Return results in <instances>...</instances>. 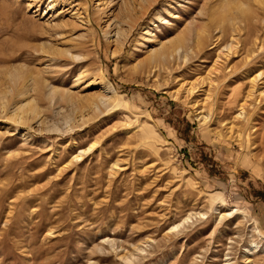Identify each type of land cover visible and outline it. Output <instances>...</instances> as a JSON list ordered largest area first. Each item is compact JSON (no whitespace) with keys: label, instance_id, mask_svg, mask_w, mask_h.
Returning <instances> with one entry per match:
<instances>
[{"label":"rangeland","instance_id":"1","mask_svg":"<svg viewBox=\"0 0 264 264\" xmlns=\"http://www.w3.org/2000/svg\"><path fill=\"white\" fill-rule=\"evenodd\" d=\"M51 1L0 0V264H264V99L246 105L249 122L235 118L250 84L243 58L264 39V0H230L225 10L221 0L206 10L207 0H107L112 10L99 15L97 0L52 10ZM241 8L254 20L238 54L218 59L235 33L217 41L208 19ZM193 20L208 23L203 50L151 73L149 50ZM147 25L157 42L143 35ZM117 30L127 39L113 54ZM248 63L250 73L264 70V49ZM99 75L118 96L107 105ZM182 82L198 86L190 101L172 96ZM29 86L40 126L14 120ZM206 96L203 123L194 101ZM190 211L208 217L168 232Z\"/></svg>","mask_w":264,"mask_h":264},{"label":"bare ground","instance_id":"2","mask_svg":"<svg viewBox=\"0 0 264 264\" xmlns=\"http://www.w3.org/2000/svg\"><path fill=\"white\" fill-rule=\"evenodd\" d=\"M58 1H60V0H52L51 1V3H50V9L51 10L55 8V5H58V3H57ZM144 1H146V3H147L148 1H151V0H144ZM208 1H210V0H207V2H205L203 4V9L201 8V10H206L207 9L206 7H207V4H208ZM212 1H219V0H212ZM229 3H230V0H221L219 4L218 3L215 4V7L217 9V6H218L219 9L221 7L222 9L225 10V8L227 7V5ZM109 4H111V3L109 2ZM241 4H243V3H241ZM109 7H111V5L110 6L108 5V1L107 0H97L96 4L94 5L93 10L97 11L96 14H98V12H102V13L106 12V13H108V11H106V10H112ZM216 9H214V10H216ZM239 10H241L242 13H243V14L240 13L241 14L240 16H237L238 14H236V16L232 15L233 14L232 13L231 15H228V16L227 15H223V17H221V16H218L219 14H217V12H216L217 15L212 14L210 19H208V20H210V23L211 22L212 23H217L218 24L217 28L219 30L218 32H222V34L219 35L216 38L217 41L222 39V37H223L222 35L228 29H231V31L233 33H235L234 35L231 36L232 39H230L229 43H227L226 45L223 46V48H221L220 53L218 55V59L221 56L222 57L224 56L225 58L229 59L230 57L238 54V52L240 51L242 42H244V40L241 41L242 35H243V33H245L246 31L249 30V27L251 25L250 22L254 20V16H251V17L246 16L247 15V11H248L247 9H246L247 11L244 10L243 8H241ZM251 12H253V11H251ZM220 13H221V11H220ZM197 14H201L202 15V12L201 13H197ZM80 19L82 20L81 16H79V20ZM82 22H84V21L82 20ZM86 23H90V21L86 20ZM207 25H208V23H201L200 24L198 21L195 20L194 22H191L190 24L188 23V26H186L185 30L184 31L182 30L181 34L179 36H176L175 39L172 38L173 40H171V41L168 40L166 42L161 41L159 47H152L149 50V54H148V57L146 59V62L149 64V67L151 66V69H152L151 73L157 72L160 69H164L165 68L164 66H166L165 64H167V66L168 65H173V66L176 65L178 67L179 66V61L187 63L190 60L191 55L197 54L198 49L201 51V48H200L201 45H202V50H203V45H205V43H207V41L209 40V34L206 32ZM91 27H92V25H91ZM145 29L146 30L144 31L143 35H146V36L149 35V37L147 38L149 41L157 42V40H156L157 38L155 39L154 38L155 35L149 30L150 27L147 25V27ZM194 31H195V33H194L195 37L193 38V36H192L193 34L192 33ZM124 34L121 33L119 30H117L115 32L116 40H114V41L117 43V45H115L116 48L113 51V54H115L119 49L121 51L122 46L124 45V42L127 39L126 38L127 36L124 35ZM146 36H145V38H146ZM191 37H192V41H193L192 43H190ZM210 37H212V36L210 35ZM259 39L258 40L255 39L256 41H254V45H255L254 49L250 50V52L248 54H246L244 56V58H243L244 68H245L244 71L246 72V70H249L245 74L248 75L247 78H249V83L250 84H249L248 90L246 91V94L243 97L244 100H243V102L241 104L240 112L235 117V118H237V120H240V121L247 118L246 113L248 111L245 112V107H247L246 105L254 106L257 102L261 103V101L264 99V80H263V78H264V70H262V68H261L259 70L257 69V71H255V72H251L250 73L251 69H247L245 67L246 65L248 66V64H250V63H248L249 61L251 62V60H253L254 58L258 57L259 54L263 51V49H264V39H261V40H259ZM157 45H159V44H157ZM218 59L216 60L215 64H217V63L219 64ZM218 64H217V67H218ZM167 66H166V68H168ZM217 67H216V69H217L216 73H217V75H219L221 73V70H220L221 67H220V65H219L218 68ZM226 68H227V66H226ZM234 68H236V67H234ZM12 73H13L12 77H13L14 83L18 84L20 82V80H21L20 74H18V71L16 73H14V72H12ZM219 78H220V76H216V79H211L210 78V80H211L210 84L211 85H210V88L208 89V91H206V95H207V92H211V90L213 88H215V86L219 85V83H218L219 81L217 82V79H219ZM100 84H101V89H100L101 93L99 95V99H101L100 100V104L107 105L109 103L114 102L116 100L117 93H116V90L113 88V86H111L109 83H107L103 76H100ZM35 90H38V89L37 88L35 89L34 86L21 87L20 88L19 98H20L21 104H20L19 107L16 108V111L14 112V117L16 118L14 120L15 121L18 120V123L28 124V122L29 123L30 122H34V123H38L39 126L45 123V122L42 123V121L39 122V120H40L39 118H40V114H41V107L37 104V101H36L38 96H36V97H30L29 96V93H32ZM198 90L199 89H198V86H197L196 83L182 82V83H179V86L174 91H172V96H173L174 100L190 101L196 95ZM55 92H56V89L54 87H52L50 89V91H49V94L47 95V93H46V95H47L46 98H48V96H49V99L52 100V104H50L51 106H53V104L55 103V101H53L55 99L54 98ZM69 94H71V93H69ZM69 94L67 96H69ZM69 97H71V95ZM2 100H3V98H2ZM209 100L210 99H208V97L206 96L203 100H199L198 99V100L194 101V105L199 106V108L201 109L200 112H199V114H200L199 116H200L201 120H203V123H206L208 120H210V114L207 111V105L209 103L208 102ZM206 103H207V105H206ZM96 107H98L97 104H96ZM108 107H109V105H108ZM96 112H99V111H96ZM249 117H248V119H246V121H248V122L250 121ZM235 125H238V124L235 123ZM227 129L229 131H231V132H236V130L234 131L235 128H234L233 125H231ZM43 130H45V129H43ZM241 130L242 129H239V128L237 129L238 138L242 137V131ZM41 131H42V129H41ZM95 145H96V143H94L92 145L90 144V146L88 148L80 149V151L78 153L74 154L72 156V158L65 164L66 167H64V169L65 168H69L75 162L83 159L84 156L87 155L94 148ZM12 155H14V154H12ZM15 155H17V154L15 153ZM119 164H120L119 162L113 163L111 165V169L110 170L113 171V170L116 169V171H117V168H119L118 167ZM218 212L220 214V217L222 218V217H225V216H233L234 214H237L238 213V209L235 208V209L227 210V211H224V212L219 211V209H218ZM207 217H208L207 212L190 211L181 219V221L179 223H176L171 228H169L168 232L173 231L175 229H178L180 226H185V225L188 226L189 224H194L199 219H204V218H207ZM256 232H258L257 229H256ZM105 240H107V238ZM258 248H259V246L257 244H254L253 248L248 250L250 255H251V253H254L255 251H259V250H257Z\"/></svg>","mask_w":264,"mask_h":264}]
</instances>
